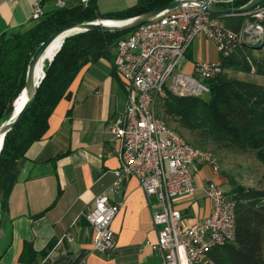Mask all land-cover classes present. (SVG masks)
Returning a JSON list of instances; mask_svg holds the SVG:
<instances>
[{"label":"crops","instance_id":"crops-1","mask_svg":"<svg viewBox=\"0 0 264 264\" xmlns=\"http://www.w3.org/2000/svg\"><path fill=\"white\" fill-rule=\"evenodd\" d=\"M38 1L42 13L55 7L54 0H0V34L30 27V12ZM64 0V3L75 1ZM222 54L204 36L186 49L174 74L166 82L172 91L179 73L193 74L198 61L221 62ZM232 77L264 85V76L233 71ZM48 119L44 136L26 149L17 177L3 197L0 214V264H161L159 252L145 244L154 242L150 212L156 200H146L138 181L127 176L112 189L113 171L119 167L118 143L109 123L125 107L126 93L112 75V64L99 59L83 67ZM58 156L52 163L50 157ZM40 159L41 161H37ZM191 169L198 186L224 184L227 178L211 167L195 162ZM105 194L109 203L121 205L110 222L113 249L107 257L92 249L93 230L81 215L93 199ZM186 225L207 217L211 204L202 191L175 198ZM45 255L40 251L49 241ZM34 251L31 261H19L23 245Z\"/></svg>","mask_w":264,"mask_h":264},{"label":"trees","instance_id":"trees-1","mask_svg":"<svg viewBox=\"0 0 264 264\" xmlns=\"http://www.w3.org/2000/svg\"><path fill=\"white\" fill-rule=\"evenodd\" d=\"M95 1L88 0L86 4L78 0L64 3L61 7L43 12L24 30L0 34V120L9 115L11 102L22 88L23 72L29 56L53 31L75 21L135 15L171 0H135L129 7L110 13L98 12ZM247 1L235 0L227 5L238 7ZM260 4H264V0ZM216 16L236 33L241 32L248 18L246 14ZM260 24L262 38L259 42L242 41L232 54L223 57L220 72L211 78L202 79L209 89L206 94L179 95L165 88V97L157 102V113L163 116L167 124L173 121L178 133L179 128L189 131L194 136L191 142L194 146L205 149L212 144L216 151H250L264 163V85L231 76L233 71L250 73L252 70L254 74L264 76V18ZM130 30L89 31L73 35L61 43L49 64H44L43 78L29 108L2 141L0 214L3 197L16 180L26 149L44 136L51 113L61 99L69 98L70 84L78 72L99 59L112 64L117 40ZM64 154H56L49 160L53 163ZM227 181L230 190L225 193L235 202L234 239L209 249L206 264H264V189L246 187L231 177ZM52 245L51 240L40 254L45 255ZM28 254L33 256L34 251L25 243L18 260L31 261Z\"/></svg>","mask_w":264,"mask_h":264},{"label":"built area","instance_id":"built-area-1","mask_svg":"<svg viewBox=\"0 0 264 264\" xmlns=\"http://www.w3.org/2000/svg\"><path fill=\"white\" fill-rule=\"evenodd\" d=\"M87 1L78 0L81 4ZM54 4L61 7L64 0H54ZM41 15L40 4L34 1L30 18L36 20ZM246 15L245 25H256L261 33L264 4ZM246 27L236 33L216 14L185 5L131 29L115 44L112 70L125 89L126 103L123 112L108 126L113 140L118 143L119 160L111 187L116 189L122 179L132 176L147 201L154 196L156 203L150 216L156 239L145 244L160 253L161 264H206L209 249L234 239L235 202L215 182L196 185L191 169L197 161L208 164L213 173L218 174L217 158L168 126L157 113L156 103L165 97L167 80L196 38H208L222 56L227 57L242 43L248 31ZM220 71V62L198 61L193 74L177 75L172 90L179 87V95H204L209 89L202 79ZM196 191L203 192L211 211L202 220L186 225L173 200ZM120 205V201L109 203L102 193L81 212L93 230L92 249L107 257L114 244L110 222Z\"/></svg>","mask_w":264,"mask_h":264},{"label":"water","instance_id":"water-1","mask_svg":"<svg viewBox=\"0 0 264 264\" xmlns=\"http://www.w3.org/2000/svg\"><path fill=\"white\" fill-rule=\"evenodd\" d=\"M232 1L235 0H171L158 7L135 15L116 19L98 18L90 21H75L53 31L35 47L26 62L23 72L22 88L17 96L20 98V101L16 108L12 110L10 116L0 120V148L4 136L16 127L29 108L38 85L43 78L44 64H49L61 43L66 38L89 31H127L185 5L195 6L196 8L211 14L228 16L246 14L261 2V0H248L246 3L238 7L227 5ZM51 50H53V52H51ZM43 61L44 63L42 67Z\"/></svg>","mask_w":264,"mask_h":264},{"label":"rangeland","instance_id":"rangeland-1","mask_svg":"<svg viewBox=\"0 0 264 264\" xmlns=\"http://www.w3.org/2000/svg\"><path fill=\"white\" fill-rule=\"evenodd\" d=\"M70 1V0H69ZM68 1V2H69ZM75 1V0H71ZM96 10L100 13H110L121 11L130 5L135 0H96ZM32 23L35 20H31ZM246 28L248 31L244 33V42H259L262 38V32H258L256 25L250 26L248 23ZM255 55L259 56L258 52ZM174 94H180L181 89L172 90ZM156 111L159 108L156 103ZM168 125L175 129L176 124L173 121H169ZM180 134L188 141L192 142L194 136L186 129L179 128ZM209 150L218 160L220 172L228 179L233 178L236 182L245 185L246 187H254L264 189V163L260 162L253 152H240L234 150H217L214 145L210 144L205 147ZM224 192L230 190V183L225 182L220 185Z\"/></svg>","mask_w":264,"mask_h":264},{"label":"bare ground","instance_id":"bare-ground-1","mask_svg":"<svg viewBox=\"0 0 264 264\" xmlns=\"http://www.w3.org/2000/svg\"><path fill=\"white\" fill-rule=\"evenodd\" d=\"M51 52H53V50H51ZM43 63H44V61L42 62V67H43ZM17 96H18V95H17ZM19 101H20V98H19V97H16V98L14 99V101H13V103H12V110H13L14 108H16V106H17V104H18ZM12 110H11V112L9 113L8 116H10V114L12 113Z\"/></svg>","mask_w":264,"mask_h":264}]
</instances>
